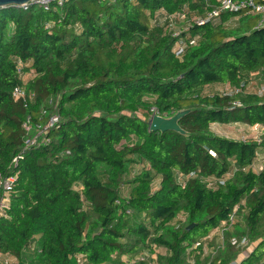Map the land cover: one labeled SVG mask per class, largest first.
I'll use <instances>...</instances> for the list:
<instances>
[{"label": "trees", "instance_id": "1", "mask_svg": "<svg viewBox=\"0 0 264 264\" xmlns=\"http://www.w3.org/2000/svg\"><path fill=\"white\" fill-rule=\"evenodd\" d=\"M217 6L68 0L48 10L0 8V174L15 176L0 216L1 253L17 264H78V255L83 264H123L122 256L155 246L157 264H229L240 250L228 242L215 255L186 249L244 200L233 235L253 247L240 264H264V128L258 140L244 141L210 130L264 126V97L244 90L264 76V25L249 9L192 21ZM178 40L186 46L174 53ZM225 84L242 91H211ZM16 86L34 93L26 107L11 96ZM56 96L60 121L50 144L12 166L23 118H36ZM181 110H188L178 120L185 134L149 131L152 113ZM176 173L194 176L180 185ZM226 173L223 184L212 181Z\"/></svg>", "mask_w": 264, "mask_h": 264}, {"label": "built area", "instance_id": "2", "mask_svg": "<svg viewBox=\"0 0 264 264\" xmlns=\"http://www.w3.org/2000/svg\"><path fill=\"white\" fill-rule=\"evenodd\" d=\"M68 0H44L39 2L45 10H48L51 6V3L55 6L62 7L64 3ZM26 5L23 8H26ZM242 9H249L251 13L259 16V22L257 23V27L264 25V1L258 2L256 0H218V6L212 11L208 12L204 17H195L192 21L198 25H202L208 20L217 18L220 14L227 11H237ZM173 17V16H171ZM183 17V16H182ZM187 29L186 27L184 28ZM175 30H178L175 27ZM174 35H178L175 31ZM193 42V41H192ZM185 44L178 40L173 47L174 53H179L185 49ZM17 65V72L22 75V62L18 58L15 59ZM229 86V85H228ZM230 87V86H229ZM245 90V89H244ZM242 91V89H232L229 91H222L224 94H232ZM248 92V91H247ZM256 95L260 97H264V84L258 87L255 91H252ZM11 96L13 100L19 101L23 104L24 107L28 105V102L34 98V93L25 91L22 87H14L12 90ZM60 102V96H56L55 98L49 97L47 100V107H43L39 112L38 116L34 118L32 113H27L21 122V128L23 131V141L20 152L12 158L11 165L16 166L18 161L23 158V154L31 149H37L44 146H47L51 142L50 133L53 129L57 128V125L60 121V116L58 114V104ZM234 104L240 105L239 102H235ZM264 126L254 125L248 127L250 130L258 131L259 135L262 133ZM259 135L253 136V139L258 140ZM239 140H246L244 138H240ZM251 169L256 172V167H251ZM193 173H189L188 176H184L181 173H176V179L180 185H184L185 181L188 177H193ZM231 176V173H226L224 176L214 179L215 183L223 184L224 181ZM15 176L3 177L0 174V216H5L6 211L9 208V194L12 191L14 186ZM155 185L153 184L152 189L154 190ZM125 188L121 189V194L123 197L126 195L124 192ZM244 200H242L239 204H236L232 211L228 214L227 218L222 220L219 225H217L206 237L202 238L199 242H195L192 246L186 249V254L190 251L196 250L201 246L200 254L202 256L207 255H215L218 249L223 248L226 242H228L233 248L240 250V256L242 259L246 258L248 254L252 251L253 243H250L245 236H235L234 227L239 222V212L243 210ZM178 219L184 220V215L182 213L179 214ZM226 233L230 235L226 238ZM203 241L206 243L214 242V245L207 247V251H203ZM156 247L153 246L154 252L142 251L133 258H128L122 260L123 264H157V253L155 252ZM1 264H17V259L9 254V253H1ZM78 264H83L84 259L81 255H78L76 258ZM229 264H240L239 259L230 262Z\"/></svg>", "mask_w": 264, "mask_h": 264}, {"label": "water", "instance_id": "3", "mask_svg": "<svg viewBox=\"0 0 264 264\" xmlns=\"http://www.w3.org/2000/svg\"><path fill=\"white\" fill-rule=\"evenodd\" d=\"M44 0H0V8H5L9 6L22 8L29 4L39 3ZM188 110H181L176 112L170 117H162L156 113H152L148 120V129L149 131H174L181 134L185 132L178 125V120L185 115ZM193 227V224H190L186 227V230L189 231Z\"/></svg>", "mask_w": 264, "mask_h": 264}, {"label": "crops", "instance_id": "4", "mask_svg": "<svg viewBox=\"0 0 264 264\" xmlns=\"http://www.w3.org/2000/svg\"><path fill=\"white\" fill-rule=\"evenodd\" d=\"M254 74H259V73H254ZM262 84H264V76L263 75H255L253 78H251V80H249L245 86V91H248V92H252V91H255L258 87H260ZM223 86H228L227 84L223 85ZM214 124V125H213ZM211 126L213 127H217L221 133L219 132H214V130H212V127L210 126V130L216 134L217 136H222V137H225V138H228V139H232V140H239L240 138H237L236 137V134L235 132L232 133V126L233 124L235 125H239V126H243V125H240L238 123H233L232 125L231 124H217V123H213ZM223 127V128H222ZM231 127V128H230ZM243 127H246L248 129L247 126H243ZM235 137V138H234ZM262 164V163H261ZM252 167H256L257 169L260 168V165H253ZM158 182L159 180L157 179L155 182H154V185L155 187L158 186ZM124 192L126 193V190L124 189ZM161 254H165V251ZM242 257L239 259V261H242ZM0 264H1V258H0Z\"/></svg>", "mask_w": 264, "mask_h": 264}, {"label": "rangeland", "instance_id": "5", "mask_svg": "<svg viewBox=\"0 0 264 264\" xmlns=\"http://www.w3.org/2000/svg\"><path fill=\"white\" fill-rule=\"evenodd\" d=\"M235 26H237V23H234L233 25H232V33L233 34H236V33H238V29H237V27H235ZM249 29V28H248ZM229 89H230V87L229 86H223V85H217V86H215L214 87V89H211V91L213 90H215V91H229ZM214 125V124H213ZM232 125V124H231ZM212 127V130H214V132H219V133H221V129L219 130L217 127H213V126H211ZM223 128V127H222ZM231 128V127H230ZM231 130H232V133L233 132H235V134H236V137L237 138H244V139H248V138H252L253 136H257V135H259V130L258 131H254V130H250V129H247L246 127H243V126H239V125H235V124H233V126H232V128H231ZM235 138V137H234ZM205 243V246L203 247V251L204 252H206L207 251V247H209L210 246V244H211V246H213L214 245V242H211V243H206V242H204L203 241V244ZM161 250H164L163 248H161L160 249V251ZM162 253H163V251H161ZM123 260L124 259H128V257L127 256H122L121 257ZM241 258V256L239 257V259Z\"/></svg>", "mask_w": 264, "mask_h": 264}]
</instances>
